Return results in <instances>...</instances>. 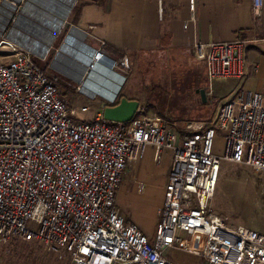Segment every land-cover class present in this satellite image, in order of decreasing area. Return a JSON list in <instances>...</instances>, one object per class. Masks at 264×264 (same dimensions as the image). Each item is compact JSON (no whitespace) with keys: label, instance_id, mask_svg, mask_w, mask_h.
<instances>
[{"label":"built area","instance_id":"1","mask_svg":"<svg viewBox=\"0 0 264 264\" xmlns=\"http://www.w3.org/2000/svg\"><path fill=\"white\" fill-rule=\"evenodd\" d=\"M28 1L0 0V243L37 242L49 251H65L74 264H176L166 252L181 243V232L205 237L203 264H264V234L230 224L211 206L223 163L264 172V92L240 89L218 104L212 118L182 122L181 129L142 106L129 122L106 120L103 109L118 101L128 58L111 57L103 43L88 44V34L68 23L78 0L44 5L51 11L39 21L38 38L6 30L4 16ZM62 2L59 14L55 7ZM189 2L193 8L194 0ZM263 6L264 0H252L254 14ZM56 18L62 20L59 29L51 24ZM64 24L53 60L82 65L75 93L99 101L88 120L78 113L89 107H70L34 63L33 57L46 59L57 38L51 34ZM250 43L192 46L194 59L205 66L208 96L215 81L245 78ZM147 147L171 153L152 238L127 223L115 204L128 162L137 161Z\"/></svg>","mask_w":264,"mask_h":264},{"label":"crops","instance_id":"2","mask_svg":"<svg viewBox=\"0 0 264 264\" xmlns=\"http://www.w3.org/2000/svg\"><path fill=\"white\" fill-rule=\"evenodd\" d=\"M86 1L77 17L70 12V24L88 34L85 38L88 44L103 43L105 51L115 58L126 56L131 61L135 56H156L160 61L175 63L177 69L183 70L188 62L196 61L191 48L197 42L251 41L246 51L245 78L241 81H215L213 91L222 100L234 96L240 89L264 92V6L254 14L252 0H194L193 8L189 0ZM159 9L161 15H158ZM198 63L203 65L204 73L201 80L192 85V103L194 108L203 109L210 104V97L205 66ZM201 89L205 91V102L197 92ZM138 92L126 85L120 98L148 106L147 99L138 100ZM178 136L175 132V142ZM216 151L221 152L217 147ZM170 164L169 151L158 154L153 147H147L137 161L128 162L116 191L115 204L120 214L149 238L154 236ZM179 236L181 243L169 249L166 257L176 264H203L200 253L205 237L181 232Z\"/></svg>","mask_w":264,"mask_h":264},{"label":"rangeland","instance_id":"3","mask_svg":"<svg viewBox=\"0 0 264 264\" xmlns=\"http://www.w3.org/2000/svg\"><path fill=\"white\" fill-rule=\"evenodd\" d=\"M28 3L32 6V17L29 13L27 14V11H30L27 6ZM28 3L24 2L21 6L18 5L20 9L5 15L3 25L6 30L13 29L24 36L38 38L39 21L49 17L51 10L46 9L45 6L52 3L51 0H29ZM55 9L61 14L65 9V4L62 2ZM67 21L70 24V19ZM66 27L64 24L60 33L58 30L51 34L57 38L44 61L38 57H33V59L39 69H45L49 75L69 81L72 86H76L82 65L69 58L61 61L53 60V54L60 45L61 38L67 30ZM113 57L115 58V56ZM128 65L129 69L124 74L126 80L122 90L126 85L129 89L138 90V100L143 98L148 101L149 105L142 107L146 109L149 115L167 117L172 123H177L176 128L178 129L182 128L179 124L182 122L212 118L218 104L222 101L213 92V95L209 96L210 104L207 108L193 107L192 85L197 80H201L204 73L203 65L197 61H190L185 69L179 70L175 63H164L156 56H135L134 59L131 58V61L128 58ZM71 70L75 72L71 73ZM65 98L70 107L76 109L82 106L89 107L88 112L78 113L81 120L90 119L95 106L99 103L98 100L89 101L77 94L73 96L68 94ZM215 145L221 151L223 146L222 135H217ZM124 187L125 184L122 185V188ZM211 206L215 212L223 215L230 224H242L264 234V172H253L240 165L224 163L220 170ZM70 261L71 259L65 251L61 249L49 251L37 242L21 243L12 240L6 244L0 243V264H67Z\"/></svg>","mask_w":264,"mask_h":264},{"label":"water","instance_id":"4","mask_svg":"<svg viewBox=\"0 0 264 264\" xmlns=\"http://www.w3.org/2000/svg\"><path fill=\"white\" fill-rule=\"evenodd\" d=\"M200 98L205 102V91L203 89L197 91ZM139 104L135 100H127L121 98L117 104L106 106L103 109V117L109 121L129 122L135 115Z\"/></svg>","mask_w":264,"mask_h":264},{"label":"trees","instance_id":"5","mask_svg":"<svg viewBox=\"0 0 264 264\" xmlns=\"http://www.w3.org/2000/svg\"><path fill=\"white\" fill-rule=\"evenodd\" d=\"M89 1H97V0H88ZM87 4L86 0H79L77 2V5L73 8V12L75 13L74 15L77 17V13L79 11V9L84 5ZM75 16L73 18V20L75 21ZM45 68V67H44ZM42 71L47 75L49 81L54 84L60 91V94L65 97L66 95L70 94L71 96L76 95L75 90L73 88V86L70 84L69 81H65V80H61L58 79L55 76H51L48 73L45 72V69H42ZM121 96V95H120ZM119 96L117 103L119 102V100L121 99ZM116 103V104H117ZM69 105V104H68ZM70 106V105H69ZM20 241V240H17ZM21 243H28V242H24V241H20Z\"/></svg>","mask_w":264,"mask_h":264},{"label":"bare ground","instance_id":"6","mask_svg":"<svg viewBox=\"0 0 264 264\" xmlns=\"http://www.w3.org/2000/svg\"><path fill=\"white\" fill-rule=\"evenodd\" d=\"M67 2L69 3V5H71V3H72L71 0H68ZM65 12H66V13L62 16V19H63V17H65V16L67 15L68 10H66ZM60 18H61V17H60ZM51 24H52V27H54L55 29H59L60 26H61V24H62V20L59 19V18L52 19V20H51ZM35 46H37L36 43H35ZM40 47H41L42 49H44V47H42V46H40ZM44 51H45V49H44ZM82 54H84V55L87 57V55H86L85 53H82ZM86 57L83 58V57L77 55V58H78V59H81V60H82L81 63H84V64H87ZM88 61H89V59H88Z\"/></svg>","mask_w":264,"mask_h":264}]
</instances>
